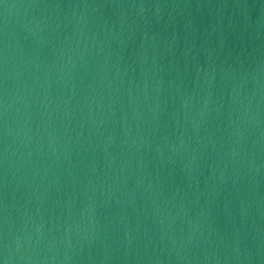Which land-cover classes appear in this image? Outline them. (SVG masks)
Returning <instances> with one entry per match:
<instances>
[{"label": "water", "instance_id": "95a60500", "mask_svg": "<svg viewBox=\"0 0 264 264\" xmlns=\"http://www.w3.org/2000/svg\"><path fill=\"white\" fill-rule=\"evenodd\" d=\"M0 264H264V0H0Z\"/></svg>", "mask_w": 264, "mask_h": 264}]
</instances>
